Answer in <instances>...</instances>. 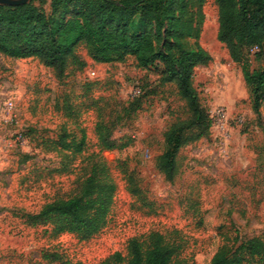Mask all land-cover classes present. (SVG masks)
Wrapping results in <instances>:
<instances>
[{
  "label": "rangeland",
  "instance_id": "obj_1",
  "mask_svg": "<svg viewBox=\"0 0 264 264\" xmlns=\"http://www.w3.org/2000/svg\"><path fill=\"white\" fill-rule=\"evenodd\" d=\"M7 1L51 12L52 0ZM190 10L200 24L199 43L212 57L196 68L194 86L206 114L224 109L226 126L213 124L198 140V128L186 133L172 182L158 168L168 148L165 134L192 117L174 83L143 71L134 57L96 63L83 46L78 55L86 66L71 65L63 78L38 58L0 54V264H60L54 255L74 264H114L108 259L116 253L126 264L130 240L148 246L154 235H162L180 259L211 264L223 245L235 250L264 239V104L258 117L241 66L218 40L215 0ZM196 42L186 38L184 48ZM162 45L158 39L157 48ZM248 58L252 70L264 69L261 49ZM9 100L16 105V126L1 121ZM98 125L117 149L101 144ZM62 138L83 141L82 152L62 149ZM95 174L114 186L108 225L86 240L55 235L40 213L56 200L82 195Z\"/></svg>",
  "mask_w": 264,
  "mask_h": 264
},
{
  "label": "trees",
  "instance_id": "obj_2",
  "mask_svg": "<svg viewBox=\"0 0 264 264\" xmlns=\"http://www.w3.org/2000/svg\"><path fill=\"white\" fill-rule=\"evenodd\" d=\"M206 0H52L46 14L32 5H0V54L14 59L38 58L55 70L60 78L68 68L86 63L78 50L83 46L101 64L124 63L134 57L139 68L174 83L187 101L191 119L173 125L165 134L168 148L158 159V168L167 180L174 181L177 155L188 144L186 133L198 128V140L213 126L210 112L203 111L194 86L197 67L212 61L200 45L199 23L195 24L190 7L201 8ZM219 11L218 40L226 46L231 60L242 68L254 113L260 117L264 104V69L252 70L248 54L255 47L264 53V0H215ZM198 28V29H197ZM195 38L194 49L184 48L183 40ZM163 45L157 48L156 41ZM101 144L108 150L118 145L104 125L97 128ZM61 148L81 153L79 144L59 142ZM114 186L102 184L96 174L85 185L82 195L59 199L47 205L39 218L54 227L55 235L69 233L86 240L107 225L113 204ZM126 264H195L179 258L175 248L162 235L152 236L147 246L139 239L128 244ZM60 264H74L54 255ZM116 253L108 263L122 264ZM80 264V263H76ZM211 264H264V239L255 237L235 250L223 245Z\"/></svg>",
  "mask_w": 264,
  "mask_h": 264
},
{
  "label": "built area",
  "instance_id": "obj_3",
  "mask_svg": "<svg viewBox=\"0 0 264 264\" xmlns=\"http://www.w3.org/2000/svg\"><path fill=\"white\" fill-rule=\"evenodd\" d=\"M259 48L255 47L251 50V52L258 51ZM211 119L213 121V124L218 125L219 127L223 128L226 126V114L224 113V109H219L217 111H214L213 114L210 113ZM1 121L7 125V126H16L19 123L18 120V114H17V109L15 102L12 100L7 101L4 104V108L2 110V115H1ZM17 142H23L24 137L22 132H17Z\"/></svg>",
  "mask_w": 264,
  "mask_h": 264
},
{
  "label": "water",
  "instance_id": "obj_4",
  "mask_svg": "<svg viewBox=\"0 0 264 264\" xmlns=\"http://www.w3.org/2000/svg\"><path fill=\"white\" fill-rule=\"evenodd\" d=\"M0 5H5V6H12L15 5L7 0H0Z\"/></svg>",
  "mask_w": 264,
  "mask_h": 264
}]
</instances>
